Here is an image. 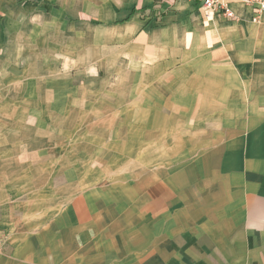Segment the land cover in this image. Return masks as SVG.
I'll return each instance as SVG.
<instances>
[{
	"label": "crops",
	"instance_id": "1",
	"mask_svg": "<svg viewBox=\"0 0 264 264\" xmlns=\"http://www.w3.org/2000/svg\"><path fill=\"white\" fill-rule=\"evenodd\" d=\"M223 1L0 0V264H264V14Z\"/></svg>",
	"mask_w": 264,
	"mask_h": 264
},
{
	"label": "built area",
	"instance_id": "2",
	"mask_svg": "<svg viewBox=\"0 0 264 264\" xmlns=\"http://www.w3.org/2000/svg\"><path fill=\"white\" fill-rule=\"evenodd\" d=\"M202 7L204 14L207 17L214 16L216 14L222 15L227 19H234V13L228 8V1L223 0H195ZM246 5L253 6V22H258L261 16L264 14V0H239Z\"/></svg>",
	"mask_w": 264,
	"mask_h": 264
},
{
	"label": "rangeland",
	"instance_id": "3",
	"mask_svg": "<svg viewBox=\"0 0 264 264\" xmlns=\"http://www.w3.org/2000/svg\"><path fill=\"white\" fill-rule=\"evenodd\" d=\"M26 50H27V52L25 54H22V55H25V57L22 56L23 59H34L36 54H38L36 48H27ZM28 63H33V62H25V63H23L22 61L20 62V64H22V67L24 66V64H28ZM53 65H55V64H53Z\"/></svg>",
	"mask_w": 264,
	"mask_h": 264
}]
</instances>
